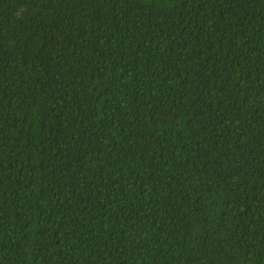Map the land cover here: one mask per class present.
<instances>
[{
	"label": "trees",
	"instance_id": "trees-1",
	"mask_svg": "<svg viewBox=\"0 0 264 264\" xmlns=\"http://www.w3.org/2000/svg\"><path fill=\"white\" fill-rule=\"evenodd\" d=\"M0 264H264V0H0Z\"/></svg>",
	"mask_w": 264,
	"mask_h": 264
}]
</instances>
